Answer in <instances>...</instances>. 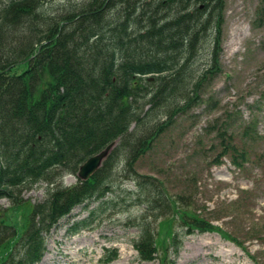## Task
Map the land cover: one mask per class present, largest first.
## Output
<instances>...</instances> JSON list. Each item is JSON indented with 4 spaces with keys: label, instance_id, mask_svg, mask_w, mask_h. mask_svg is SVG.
Masks as SVG:
<instances>
[{
    "label": "trees",
    "instance_id": "trees-1",
    "mask_svg": "<svg viewBox=\"0 0 264 264\" xmlns=\"http://www.w3.org/2000/svg\"><path fill=\"white\" fill-rule=\"evenodd\" d=\"M224 11L225 0H0V193L48 181L54 166L79 167L114 142L133 160L150 151L167 121L191 103L188 90L196 93L207 78L210 69L188 87L202 42H209L216 63ZM173 96L176 105L167 113ZM149 104L152 110L144 111ZM156 108L159 114L152 113ZM225 134L219 133L221 156H231L236 150ZM110 169L73 187L49 188L48 200L31 210L16 237L17 252L0 264H38L46 234L74 207L100 200L114 186ZM137 187L146 206L135 243L141 260L158 253L153 224L159 219L171 227L180 217L189 234L216 231L237 242L184 210L160 180L139 177ZM88 224L76 221L69 230ZM6 231L0 225V247ZM173 249L178 253L179 245ZM117 257L113 249L103 261Z\"/></svg>",
    "mask_w": 264,
    "mask_h": 264
},
{
    "label": "rangeland",
    "instance_id": "rangeland-1",
    "mask_svg": "<svg viewBox=\"0 0 264 264\" xmlns=\"http://www.w3.org/2000/svg\"><path fill=\"white\" fill-rule=\"evenodd\" d=\"M198 52L186 77L188 87L210 71L196 93L188 90L191 103L167 121L146 154L133 160L121 142L115 145L96 171L110 164L114 186L100 200L74 207L46 234L47 251L39 264H103L108 248L118 250L111 264H264V0H225L216 63H211L209 42H202ZM24 69L19 66L17 73ZM175 105L173 96L164 109L169 113ZM219 133H226L224 141L236 153L221 156L225 146ZM232 156L242 165L234 164ZM83 163L54 166L48 179L53 183H25L0 193V221L5 220L0 225L7 229L0 261L17 252L16 237L23 236L31 210L48 200L49 188L83 181L78 175ZM139 177L160 180L184 210L199 214L238 244L217 232L194 229L189 234L180 217L171 227L159 219L153 224L158 253L142 261L135 248L146 207ZM85 219L88 226L71 234L74 222Z\"/></svg>",
    "mask_w": 264,
    "mask_h": 264
},
{
    "label": "water",
    "instance_id": "water-1",
    "mask_svg": "<svg viewBox=\"0 0 264 264\" xmlns=\"http://www.w3.org/2000/svg\"><path fill=\"white\" fill-rule=\"evenodd\" d=\"M117 145V142H114L110 144L108 147H106L105 150H103L101 153H99L96 156L91 157L86 162H84L79 170L78 175L82 180H88L101 166V163L105 159L107 155L111 152V150ZM4 219L1 220V223H4Z\"/></svg>",
    "mask_w": 264,
    "mask_h": 264
}]
</instances>
